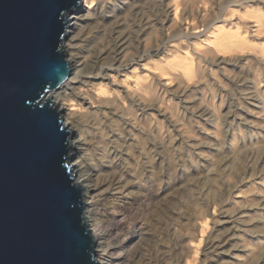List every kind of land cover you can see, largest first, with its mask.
<instances>
[{"label":"bare ground","instance_id":"bare-ground-1","mask_svg":"<svg viewBox=\"0 0 264 264\" xmlns=\"http://www.w3.org/2000/svg\"><path fill=\"white\" fill-rule=\"evenodd\" d=\"M67 25L50 96L98 264H264V0H81Z\"/></svg>","mask_w":264,"mask_h":264},{"label":"water","instance_id":"water-1","mask_svg":"<svg viewBox=\"0 0 264 264\" xmlns=\"http://www.w3.org/2000/svg\"><path fill=\"white\" fill-rule=\"evenodd\" d=\"M80 2L0 0V264H98L50 96L71 73L63 44Z\"/></svg>","mask_w":264,"mask_h":264},{"label":"rangeland","instance_id":"rangeland-1","mask_svg":"<svg viewBox=\"0 0 264 264\" xmlns=\"http://www.w3.org/2000/svg\"><path fill=\"white\" fill-rule=\"evenodd\" d=\"M247 20H249L251 23H252V19L251 18H247ZM251 23H249V26H250V24ZM252 25V24H251ZM252 35H254V36H252V40H257V41H253V42H257L258 43V45H263V40H264V29H261V30H257L256 32H253V33H251ZM259 42H261V43H259ZM256 43V44H257ZM222 57V56H221ZM226 59H230V57H225ZM256 66V62H254V64H253V67H255ZM207 86H205L204 88H206ZM206 90L208 91V92H210V90L209 89H205V91H203V93L204 92H206ZM209 94V93H208ZM190 189V188H189ZM189 194V195H188ZM191 195V196H190ZM194 196V195H193ZM192 197V191L191 190H189V192H187V201H188V203L190 204V203H193L194 202V200H193V198H191ZM193 200V201H192ZM211 211L212 212H214V208H211ZM213 222L210 220V222H209V226H208V228H207V231L205 232V235H204V241H205V239L208 237V235L211 233V231H212V228H213ZM201 237V236H200ZM204 243L205 242H203V244H202V246H201V250H200V253H199V259H201V256L203 255L202 254V249H203V247H204ZM216 259H219V257L218 258H215V257H213L212 258V260H216ZM214 261H211L212 263H216V262H214ZM262 264H263V262H261ZM257 264H259V263H257Z\"/></svg>","mask_w":264,"mask_h":264}]
</instances>
